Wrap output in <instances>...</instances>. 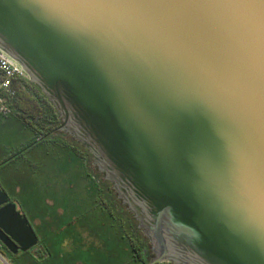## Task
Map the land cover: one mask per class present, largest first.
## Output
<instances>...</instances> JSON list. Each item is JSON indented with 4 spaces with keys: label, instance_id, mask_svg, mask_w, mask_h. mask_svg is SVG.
<instances>
[{
    "label": "water",
    "instance_id": "1",
    "mask_svg": "<svg viewBox=\"0 0 264 264\" xmlns=\"http://www.w3.org/2000/svg\"><path fill=\"white\" fill-rule=\"evenodd\" d=\"M0 50L92 155L148 264H264V0H0ZM0 240L38 245L15 203Z\"/></svg>",
    "mask_w": 264,
    "mask_h": 264
},
{
    "label": "rangeland",
    "instance_id": "2",
    "mask_svg": "<svg viewBox=\"0 0 264 264\" xmlns=\"http://www.w3.org/2000/svg\"><path fill=\"white\" fill-rule=\"evenodd\" d=\"M34 139V133L15 117L0 115V183L38 237L37 248L17 261L135 264L128 240L135 241L142 253L144 241L131 222L122 224L126 217L118 214L119 207L95 164L83 163L71 153L67 145L74 144L64 137L40 143L12 159Z\"/></svg>",
    "mask_w": 264,
    "mask_h": 264
},
{
    "label": "trees",
    "instance_id": "3",
    "mask_svg": "<svg viewBox=\"0 0 264 264\" xmlns=\"http://www.w3.org/2000/svg\"><path fill=\"white\" fill-rule=\"evenodd\" d=\"M1 79L2 76L0 74V80ZM13 88L16 92V98L11 103L12 114L9 116L15 117L24 129L31 130L35 135V139L34 142L28 147L13 155L12 159L19 157L25 151L40 143L46 142L48 140H54L58 137H64L69 139L72 145L74 144V146H70V144H68L69 141L67 143V147H69L68 149L71 151V153L74 155L77 154V156H79L78 158H81L80 160H82L83 163L89 164L90 166L93 164L92 155L74 138L67 134L53 133V131L60 125L61 117L53 104L35 84L31 83L30 80L26 81L15 79L13 80ZM99 175L101 181L108 185V191H110V193L113 195V198L119 207L118 214H122L124 217H126L123 219L122 224H126L125 220L131 222V224L134 225L131 226L133 230L137 231L144 241L145 247L144 252L142 253L135 241L129 238L128 241L133 252V261L135 264H148L152 259L148 240L142 234V231L138 229V222L134 219V216L118 199L116 192L113 190V186L109 182L105 181L102 174ZM118 218L120 219L119 216Z\"/></svg>",
    "mask_w": 264,
    "mask_h": 264
},
{
    "label": "built area",
    "instance_id": "4",
    "mask_svg": "<svg viewBox=\"0 0 264 264\" xmlns=\"http://www.w3.org/2000/svg\"><path fill=\"white\" fill-rule=\"evenodd\" d=\"M0 115L9 116L12 114L11 103L16 98L13 88V80H29L24 68L2 50H0Z\"/></svg>",
    "mask_w": 264,
    "mask_h": 264
},
{
    "label": "flooded vegetation",
    "instance_id": "5",
    "mask_svg": "<svg viewBox=\"0 0 264 264\" xmlns=\"http://www.w3.org/2000/svg\"><path fill=\"white\" fill-rule=\"evenodd\" d=\"M0 188L3 190V192H5V193L7 194L8 198H9V200L7 201V203L1 205L0 209H2L4 206H6V205H8V204H10V203H15V201L12 200V199L10 198L8 192L4 189V187L1 185V183H0ZM15 204H16V203H15ZM17 208H18V212H19L21 215H23V216L26 217V215L23 213V211H22L21 209H19L18 206H17ZM26 218H27V217H26ZM27 220H28V219H27ZM28 222H29V220H28ZM29 225L31 226L30 222H29ZM31 227H32V226H31ZM24 240H26V238H25ZM36 248H37V246H36L35 248H32L30 251L25 252V253H31V252H33ZM23 254H24V253L21 252V251H19V250H18V252H17L16 254H13V253L9 250V248H8L7 246H5V244L0 240V264L3 263L2 261H5V262H7V263L14 261L15 263H17V262H16V261H17V258L20 257V256L23 255ZM8 261H9V262H8Z\"/></svg>",
    "mask_w": 264,
    "mask_h": 264
},
{
    "label": "crops",
    "instance_id": "6",
    "mask_svg": "<svg viewBox=\"0 0 264 264\" xmlns=\"http://www.w3.org/2000/svg\"><path fill=\"white\" fill-rule=\"evenodd\" d=\"M17 263L16 264H22L21 262H19V261H16Z\"/></svg>",
    "mask_w": 264,
    "mask_h": 264
}]
</instances>
